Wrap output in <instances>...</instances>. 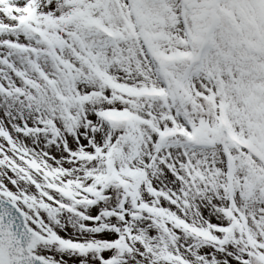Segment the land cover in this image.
<instances>
[{
  "label": "snow or ice",
  "instance_id": "snow-or-ice-1",
  "mask_svg": "<svg viewBox=\"0 0 264 264\" xmlns=\"http://www.w3.org/2000/svg\"><path fill=\"white\" fill-rule=\"evenodd\" d=\"M0 264H264V0H0Z\"/></svg>",
  "mask_w": 264,
  "mask_h": 264
}]
</instances>
